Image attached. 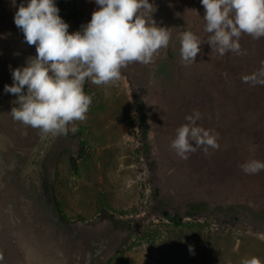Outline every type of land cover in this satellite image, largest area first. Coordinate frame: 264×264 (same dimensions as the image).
<instances>
[{
	"label": "rangeland",
	"instance_id": "obj_1",
	"mask_svg": "<svg viewBox=\"0 0 264 264\" xmlns=\"http://www.w3.org/2000/svg\"><path fill=\"white\" fill-rule=\"evenodd\" d=\"M150 2L153 19L170 32L167 48L147 65L122 68L118 81L86 80L87 118L64 136L12 118L17 97L4 86L36 48L14 23L27 0H0V264H241L251 258L264 264V220L249 212L236 222L207 213L179 226L161 213L182 212L187 202L264 210V171L241 168L264 161V85L242 79L264 63V37L242 33L244 54L220 56L206 42L200 0ZM56 4L69 32L98 8L94 0ZM186 30L205 40L195 62L181 57ZM138 105L146 108L149 152ZM194 109L201 113L197 124L218 133L220 147L207 154L198 149L185 160L170 145Z\"/></svg>",
	"mask_w": 264,
	"mask_h": 264
},
{
	"label": "clouds",
	"instance_id": "obj_2",
	"mask_svg": "<svg viewBox=\"0 0 264 264\" xmlns=\"http://www.w3.org/2000/svg\"><path fill=\"white\" fill-rule=\"evenodd\" d=\"M205 8L206 42L224 56L231 51L243 55L239 42L242 33L254 39L264 37V0H200ZM98 8L80 30L69 32V24L60 16L56 0H27L14 14L16 27L36 55L23 67L12 69V84L5 93L14 94L16 107L12 118L37 128L43 134H75L76 121L87 118L92 97L85 93L90 80L100 86L120 80L121 69L130 63L149 64L154 54L167 48L170 32L153 19L150 0H94ZM205 42V40L203 41ZM191 30L181 37V57L195 62L203 43ZM245 83L264 85V63ZM26 88V93H25ZM199 110L188 115L187 124L176 130L171 141L181 159L209 148L219 149L218 133L197 124ZM71 125V127H70ZM246 174L264 171V161L251 159L241 165ZM190 252L193 249H189ZM241 264H258L243 259Z\"/></svg>",
	"mask_w": 264,
	"mask_h": 264
},
{
	"label": "trees",
	"instance_id": "obj_3",
	"mask_svg": "<svg viewBox=\"0 0 264 264\" xmlns=\"http://www.w3.org/2000/svg\"><path fill=\"white\" fill-rule=\"evenodd\" d=\"M85 89V85L83 86ZM138 113H139V126H140V132H141V140L142 145L145 151L149 152V142H148V124L146 121V108L143 105H138ZM42 181V187L45 193H47V184L45 179H41ZM52 201L60 215L61 219H64V216L62 214L61 206L59 201L57 200L56 196L52 194ZM244 212H249L254 215V218L257 220H264V210H254L248 206L241 205V204H233L228 206H210L206 202H187L184 205V209L182 212H179L178 210H174V212H170L169 210L163 209L162 215L165 219L170 221L175 226H179L183 223L185 218H194L196 216L207 214V213H214L218 215H222L228 219H231L230 221L233 222L232 219H236ZM111 223L115 227H122L119 226L120 222L114 220V218L111 217L110 219Z\"/></svg>",
	"mask_w": 264,
	"mask_h": 264
}]
</instances>
